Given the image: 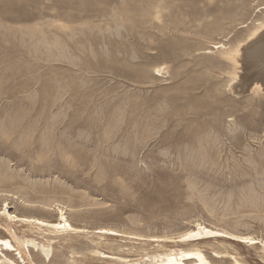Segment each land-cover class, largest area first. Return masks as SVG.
<instances>
[{
    "label": "rangeland",
    "instance_id": "374dc122",
    "mask_svg": "<svg viewBox=\"0 0 264 264\" xmlns=\"http://www.w3.org/2000/svg\"><path fill=\"white\" fill-rule=\"evenodd\" d=\"M262 18L264 0H0V209L52 222L64 209L86 231L171 238L202 224L264 242V95L230 92L216 50ZM118 242L129 259L146 248ZM223 244L263 264L259 245Z\"/></svg>",
    "mask_w": 264,
    "mask_h": 264
},
{
    "label": "bare ground",
    "instance_id": "6f19581e",
    "mask_svg": "<svg viewBox=\"0 0 264 264\" xmlns=\"http://www.w3.org/2000/svg\"><path fill=\"white\" fill-rule=\"evenodd\" d=\"M218 45L217 54L230 69L227 73L229 81L226 82L230 92L239 95L249 91L255 95H264V18L248 32L245 40L229 47ZM155 72L162 76L167 74V68L158 66ZM7 209L8 205L5 203L0 209V218L10 237H0V264H35L31 253L40 264H54L58 257L64 264H215L214 259L227 258L231 264H246L237 250L233 254L229 253L223 242L244 244L252 248L259 245L258 250L264 264L262 240L230 234L202 224H195L176 237H144L108 228H98L95 231L74 228L67 221L64 209L58 210L59 214L54 222L32 216L19 217ZM12 227L23 228L27 234L18 237ZM31 235L44 240L39 242ZM119 239L139 241L146 248H138L134 259H129L126 255L131 254L134 247L120 245ZM211 242L218 243L223 252L214 250ZM55 243L60 247L54 248ZM153 244L156 245L152 246ZM206 249L211 250V258L204 255Z\"/></svg>",
    "mask_w": 264,
    "mask_h": 264
}]
</instances>
